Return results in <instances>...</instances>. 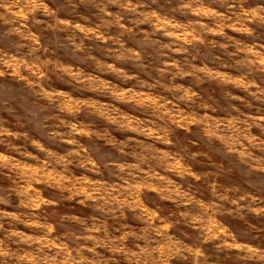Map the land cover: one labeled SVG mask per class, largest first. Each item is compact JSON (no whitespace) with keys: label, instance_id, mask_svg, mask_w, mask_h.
Masks as SVG:
<instances>
[{"label":"rangeland","instance_id":"374dc122","mask_svg":"<svg viewBox=\"0 0 264 264\" xmlns=\"http://www.w3.org/2000/svg\"><path fill=\"white\" fill-rule=\"evenodd\" d=\"M0 264H264V0H0Z\"/></svg>","mask_w":264,"mask_h":264}]
</instances>
